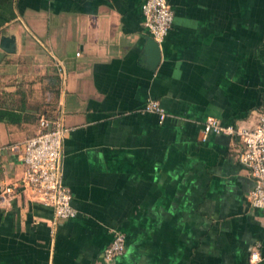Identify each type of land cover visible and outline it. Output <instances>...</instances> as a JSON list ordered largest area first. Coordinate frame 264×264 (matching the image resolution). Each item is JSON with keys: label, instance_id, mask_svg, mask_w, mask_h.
<instances>
[{"label": "crops", "instance_id": "crops-1", "mask_svg": "<svg viewBox=\"0 0 264 264\" xmlns=\"http://www.w3.org/2000/svg\"><path fill=\"white\" fill-rule=\"evenodd\" d=\"M143 2L0 0V43L16 38L13 51L0 45V108L16 112L0 119V192L23 176L40 117L62 106L61 166L78 210L57 219L25 190L0 202V264H264L244 142L203 139L208 116L255 125L264 111V0H170L155 67ZM149 99L163 121L143 110ZM117 230L126 249L107 260Z\"/></svg>", "mask_w": 264, "mask_h": 264}, {"label": "built area", "instance_id": "built-area-1", "mask_svg": "<svg viewBox=\"0 0 264 264\" xmlns=\"http://www.w3.org/2000/svg\"><path fill=\"white\" fill-rule=\"evenodd\" d=\"M142 10L145 26L161 44L174 21L175 11L170 0H144ZM57 65L64 78L65 68L62 61L58 60ZM143 110L156 113L160 121L167 116L165 106L158 99H149ZM39 123V131L28 137L24 143L21 156L25 164L23 176L2 187L0 202L5 204L14 193L25 190L44 203L52 205L57 219H69L76 216L78 210L73 204L72 190L64 182L61 166L64 138L70 129L65 123L63 107L57 108L54 115H42ZM212 132L237 134L243 140L245 147L241 158L255 178V185L248 193V199L264 212V111L260 113L255 125L222 123L218 117L208 116L203 122V139H207ZM126 244V233L115 231L104 250V257L113 260L125 251ZM258 258V252L252 254V259Z\"/></svg>", "mask_w": 264, "mask_h": 264}, {"label": "water", "instance_id": "water-1", "mask_svg": "<svg viewBox=\"0 0 264 264\" xmlns=\"http://www.w3.org/2000/svg\"><path fill=\"white\" fill-rule=\"evenodd\" d=\"M16 38L14 35H4L1 39V47L7 51H13L15 49ZM148 62L150 66L155 67L161 56V46L152 36L149 37L148 43Z\"/></svg>", "mask_w": 264, "mask_h": 264}, {"label": "trees", "instance_id": "trees-1", "mask_svg": "<svg viewBox=\"0 0 264 264\" xmlns=\"http://www.w3.org/2000/svg\"><path fill=\"white\" fill-rule=\"evenodd\" d=\"M13 114L16 115V112H13L12 110H6L4 108H0V119H5V118L16 119V117L13 116Z\"/></svg>", "mask_w": 264, "mask_h": 264}]
</instances>
